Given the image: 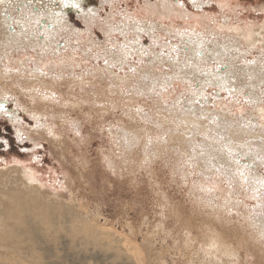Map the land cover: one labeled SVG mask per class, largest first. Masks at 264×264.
Segmentation results:
<instances>
[{
	"label": "rangeland",
	"instance_id": "1",
	"mask_svg": "<svg viewBox=\"0 0 264 264\" xmlns=\"http://www.w3.org/2000/svg\"><path fill=\"white\" fill-rule=\"evenodd\" d=\"M82 9L48 28L56 41L37 32L48 51H0V94L6 83L14 90L11 118L0 115L9 144L0 178L34 188L45 212H81L78 229L130 240L144 264H264V0H90ZM214 71L228 75L225 88L197 77ZM182 111L202 125L178 121ZM176 125L196 139L182 153ZM231 145L241 149L234 160ZM194 219L217 225L239 260L207 257L202 231L188 229ZM79 239L63 242L61 264L115 263Z\"/></svg>",
	"mask_w": 264,
	"mask_h": 264
},
{
	"label": "bare ground",
	"instance_id": "2",
	"mask_svg": "<svg viewBox=\"0 0 264 264\" xmlns=\"http://www.w3.org/2000/svg\"><path fill=\"white\" fill-rule=\"evenodd\" d=\"M49 2L56 3L57 9L53 8V5H49ZM87 2H90V0H2V2H0V45L6 47H0L1 55H6L8 50L7 47L9 46H22L26 44L34 45L36 46L35 48H45L48 51L50 47H39L43 44V41L39 42L37 40V32L41 30L50 40L52 37H56V41L59 32H56V30L50 32L48 28L50 27L53 29L60 26L59 29L61 30V26L63 27V22L66 20L67 13L72 12V10L76 8L77 10L81 9L80 11L82 12V8L85 7V3L87 4ZM15 24L20 28V38L24 34L21 41L16 38L19 33H15L18 28L17 26L15 27ZM67 26L68 25L64 24L65 28ZM55 41H51L50 45L52 46ZM42 46H44V44ZM52 50L54 51V49H51V51ZM191 55L193 56L194 54ZM218 58L220 57L218 56L215 59L218 60ZM208 74L203 77H197L201 80L204 78L206 81H209H207L208 83L216 86L219 85L218 87L222 88H225L224 85L230 82L228 77H226L228 75L223 76L224 73L221 71L218 73H212V75ZM197 75H199V73H197ZM5 79L6 77L0 74V81H4ZM8 88H11V90L14 91L11 84H5V88L3 89L5 93L0 94L1 116H4L2 112H4L5 107L9 103V96H13L10 90H7ZM202 91L203 90H200L201 93ZM12 93L14 94V92ZM203 111L206 113V110L203 109ZM171 112H175L176 114L177 109L174 108ZM10 113L12 114V111H10ZM192 114L193 113L190 112L183 113L182 111L181 116H177V118L179 117L178 121H183L186 125L201 126V121L192 117ZM176 124H178L177 121ZM176 127L179 129L177 125ZM182 128L177 130L178 132H183V134L181 133L182 136L180 134H175L171 137V140L174 142L173 146H178L181 153L183 152V147L186 143H192L196 140L192 137L191 132L193 130L190 129L191 127L185 128L186 130ZM232 131L231 133L234 134V131ZM190 134L192 138L189 137ZM184 136H186V139ZM241 137L232 138L231 136L230 140L233 139V143L234 141L241 143ZM244 143L245 142L242 140V144ZM242 144L238 145L243 146ZM219 147L222 148L221 145H219L218 148ZM228 150L229 154L231 153V155H233V160L235 158L234 156L241 151V149L239 150V147H232V145ZM185 155L187 154L185 153ZM194 155L197 156V152H194ZM209 155L211 159L208 161L211 160L210 162L215 164L213 158L217 154L210 153ZM257 156L258 155H256L255 158ZM206 165L208 166V164ZM236 168L237 170L241 169L240 166H236ZM197 169H199V167ZM6 176L7 175L4 174V176L0 178V264H61L59 259L61 258L63 242H69L71 247H74L76 243L82 245V239L79 238L91 240L95 246L98 244L99 248L104 249L99 250L100 255L103 254L104 256V254H110V252H112L113 257L115 258V261L113 260L115 263L112 264H144L143 260L138 256L140 255L139 252L135 250V247L130 243V240L122 237L118 238L120 236H118L116 232L109 231L98 234L93 232L90 227L78 229L79 225L84 223V218L82 213L76 212L75 209L70 210L67 218L55 209L50 212H45L46 208L42 203L34 200H40L35 197L37 192L34 188L25 186L19 180L8 179ZM201 184H203V182ZM202 189L204 188L202 187ZM209 208L213 209L215 212V209L212 206H209ZM63 222H66L68 226L61 224ZM64 226H67L70 231L64 229ZM206 226L208 227L206 228ZM215 226L217 225H206L204 220L194 219L191 220L188 229H190V232L192 233L194 229H196L197 234H199V231H202L204 242H201V245L204 249L203 253L207 257L212 258L216 255L223 254L228 259L239 260L241 248L226 241L222 232H220ZM77 229L81 231V233L76 234L75 230ZM258 233L264 237V227L260 226ZM254 240H256V238H254ZM254 240L249 241L245 239L244 244L250 246V244L255 242ZM205 248L208 250H205ZM87 250H85V252H87ZM48 252L51 253L52 256H49ZM94 253L95 250L94 252L92 251L91 256H94L92 255ZM52 258H54L56 262H52ZM216 258L219 260V257L216 256Z\"/></svg>",
	"mask_w": 264,
	"mask_h": 264
},
{
	"label": "snow or ice",
	"instance_id": "3",
	"mask_svg": "<svg viewBox=\"0 0 264 264\" xmlns=\"http://www.w3.org/2000/svg\"><path fill=\"white\" fill-rule=\"evenodd\" d=\"M0 2H2V0H0Z\"/></svg>",
	"mask_w": 264,
	"mask_h": 264
}]
</instances>
